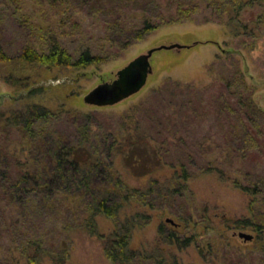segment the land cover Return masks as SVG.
<instances>
[{
    "label": "rangeland",
    "instance_id": "rangeland-1",
    "mask_svg": "<svg viewBox=\"0 0 264 264\" xmlns=\"http://www.w3.org/2000/svg\"><path fill=\"white\" fill-rule=\"evenodd\" d=\"M26 1L31 3L30 9L35 14L30 22L33 24L36 19L46 23L56 22L53 35L71 55L76 56L81 50L89 48L105 61L82 70L68 68L49 72L43 67L18 69L14 64H0V112L7 114L23 110L27 104L32 103L50 110L63 107L84 114L92 113L103 124L105 119L111 120L134 105L148 100V105H152L153 109L146 108L137 137L143 138L144 132L160 142L166 141L158 149V153L166 155L164 162L161 160V164H157L159 162L152 157L150 147H147L149 155L145 158L137 155L134 161L130 147L126 146V139L118 142L125 146L124 151L113 157L114 168L123 183L137 191L124 204L118 216L120 222L130 219L135 224L129 249L149 258L143 260L142 264H151V257L153 260L163 258L168 264H264V189L260 195L253 197L234 183L242 178L243 184H252L260 175L264 176V147L252 152V157L245 158L224 153L214 154L222 174L205 170L199 165L198 168L190 166L189 178L183 180L180 169L170 163L176 164L179 160L186 162L187 155L192 152L191 147L183 144L169 147L166 140L174 132L187 141L200 137L212 141L230 139L224 124H228L226 119L209 113L191 120L186 117L185 110L188 108H183V103L189 99V91L185 86L210 90L211 94L217 95L221 87L219 83L232 78L237 70L242 74L250 101L258 111V114L252 113L255 124L264 125V21L248 29L234 30L224 24L226 21L221 22L219 14L204 3L193 21L165 25L142 40L132 41L133 36L129 31L137 22L136 16L145 9L151 15L157 14L153 8L154 0H143L145 4L132 1L119 7V13H116L118 0H99L96 4L85 0L84 5H79V0H64L61 5L66 8L57 7L60 4L57 0H0V7L4 8L0 10V47L10 56L16 55L27 40H40L37 37H43L22 24L25 9L29 8L23 5ZM118 15H122L121 24L116 19ZM52 16L57 19L54 20ZM69 16L75 19V25H68L71 20ZM205 18H211V21L205 22ZM59 22H62L60 27ZM126 36L131 44L114 46L115 42L123 41ZM255 41L257 46L253 45ZM173 44L183 48L154 52L150 60L152 73L148 75L145 86L136 94L113 106L96 107L84 103L83 98L92 89L99 84L112 82L117 71L137 56L152 48ZM9 71L17 78L27 77L32 83L27 89L12 87L6 77ZM167 80L180 83L183 88L176 90L165 85L160 92L164 97L160 93L154 94ZM37 88L38 93L29 94L31 89L38 91ZM212 102L216 103L215 96ZM172 106L176 109L173 114L175 116L169 113ZM161 112L169 116L165 117ZM232 121L235 122L233 117ZM129 133L132 136L133 132ZM258 138L264 146V131ZM147 169H151V173L141 176ZM152 181L156 182L155 185L151 184ZM16 212L13 216L21 219ZM167 219L173 220L176 225ZM253 224H257L258 229ZM96 225L98 236L90 235L83 228H74L68 232L63 247L67 258L63 264H113L105 255L104 239L114 233L117 224L99 215L96 217ZM37 226L41 228L42 224ZM160 226H165L168 233L176 232L180 240L188 238L193 243L179 248L168 241V233H163V236L159 234ZM239 232L250 234L253 238L244 241L237 236ZM2 234L5 239L0 241V261L10 255L7 251L9 236L6 232ZM53 234L47 247L59 242L56 232ZM19 250H14L16 263L32 264L21 257ZM33 264L55 263L45 255Z\"/></svg>",
    "mask_w": 264,
    "mask_h": 264
},
{
    "label": "trees",
    "instance_id": "trees-1",
    "mask_svg": "<svg viewBox=\"0 0 264 264\" xmlns=\"http://www.w3.org/2000/svg\"><path fill=\"white\" fill-rule=\"evenodd\" d=\"M58 1L60 4L58 3L57 7H65L61 5L64 0ZM132 1H141L145 4L143 0H118L116 13H119V7L122 8ZM84 2L85 0H79V5H84ZM90 2L96 4L99 0ZM154 2L156 15H151L149 10L145 9L136 16L137 22L129 31L133 36L132 41L142 40L165 25L193 21V17L199 13L204 3L219 14L221 22L226 21L224 24L233 27L234 30L248 29L249 26L254 27L264 21V11L261 12L264 0H154ZM30 4L28 1L23 3L24 7L29 8L25 9L22 24L43 37H37L40 40L33 39L29 42L27 40L14 56L8 55L0 47V64L6 66L14 64L18 69L43 67L49 72L68 68L82 70L105 61L89 48L81 50L76 56L71 55L53 35V25L56 22L46 23L37 19L33 24L30 22L33 15L35 16ZM3 9L0 7V10ZM107 10L110 13V10ZM111 11L115 13L114 9ZM69 17L71 20L68 25H75V19ZM116 17L121 24L122 15ZM205 19V22L211 21V18ZM61 24L62 22H59V27ZM127 37L123 41L115 42L114 46L124 47L131 44ZM256 43L253 42V45ZM6 77L7 81H11L12 87L20 90L27 89L32 83L27 77L17 78L12 71H9ZM219 84L221 89L216 92L217 95L211 94L210 90L185 86L189 91L188 102L183 103V108H188L185 110L186 117L197 120L198 116L214 113L228 121L227 125L225 122L224 124L230 139L212 141L210 138L200 137L187 141L175 132L167 137L169 147H173V144L191 147L192 152L187 155L186 162L179 160L176 164L170 163L171 166L180 169L183 180L189 178L190 166L192 168L200 166L205 170H214L222 174V168L217 164V157L215 158L219 153L245 158L252 157V152L260 151L264 147L258 138L264 131V125L255 124L252 113L258 114V111L256 112L250 101L251 97L247 94L248 88L244 84L242 74L237 70L232 78ZM165 85H170L176 90L183 88L180 83L167 80L162 87L154 91V94H159ZM37 90L31 89L29 94L38 93L39 89ZM213 96L216 103L212 102ZM148 104L146 100L134 105L111 120L105 119L103 124L92 113L84 114L63 107L50 110L32 103L27 104L23 110H14L7 114L0 112V241L5 239L2 232H6L9 236L7 251L10 254L0 263L17 264L13 257L14 250L20 249L21 252L18 253L21 257L32 264L37 263L45 255L55 264H63L67 258L63 247L68 232L74 228H83L90 235L98 236L96 217L99 215L112 219L117 224L114 233L104 239L105 255L113 264H142L143 260L149 259L129 249L135 224L130 219L120 222L118 216L124 204L131 196L137 194V191L123 183L113 161L115 155L124 151L125 146L119 145L118 142L126 139V146L130 147L134 161L138 158L137 155L143 158L149 155L147 147H150L152 157L159 162L157 164H161V160L164 162L163 158L165 159L166 155L158 153V149L163 147L161 145L166 141L160 142L156 137L144 132L143 138L137 137V130L143 122L146 108L153 109L152 105ZM175 110L172 106L169 113L172 112V116H175L173 115ZM161 113L164 115L165 112ZM180 114L181 112L178 115ZM232 117L235 122L232 121ZM129 132H133L132 136ZM126 133L130 135L127 136ZM227 137L229 138L228 135ZM132 139L134 140L131 142ZM151 171L147 169L141 176ZM243 182L242 178H238L234 183L237 188L253 197L260 195L264 189L262 175L252 184ZM155 183L152 181L151 184ZM14 212L20 214L21 219L13 216ZM38 224H42V227L39 228ZM248 225L252 226L251 223ZM253 226L258 229L257 224ZM159 230L161 236L168 233L165 226H160ZM54 232L58 235L59 242L47 247ZM167 239L179 248L188 247L193 243V240L188 238L180 240L176 232H169ZM30 250L33 251L32 254L29 253ZM151 258V264H168L163 258L155 260Z\"/></svg>",
    "mask_w": 264,
    "mask_h": 264
},
{
    "label": "water",
    "instance_id": "water-1",
    "mask_svg": "<svg viewBox=\"0 0 264 264\" xmlns=\"http://www.w3.org/2000/svg\"><path fill=\"white\" fill-rule=\"evenodd\" d=\"M172 48H183V46L179 44L160 46L137 56L117 71L116 78L112 82L99 84L92 89L83 98L84 103L96 107L113 106L136 94L145 86L148 75L152 73L150 60L154 52ZM167 221L176 225L171 219H167ZM237 236L244 241H250L253 238L252 235L244 232H239Z\"/></svg>",
    "mask_w": 264,
    "mask_h": 264
}]
</instances>
